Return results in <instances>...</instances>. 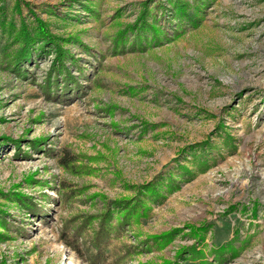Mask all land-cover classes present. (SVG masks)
<instances>
[{"label":"rangeland","instance_id":"rangeland-1","mask_svg":"<svg viewBox=\"0 0 264 264\" xmlns=\"http://www.w3.org/2000/svg\"><path fill=\"white\" fill-rule=\"evenodd\" d=\"M34 13L61 71L49 46L8 65ZM170 173L178 190L99 242L110 201ZM0 210V264H160L194 244L180 264H200L223 243L238 256L214 264H264V0H0ZM187 225L211 228L198 243Z\"/></svg>","mask_w":264,"mask_h":264},{"label":"trees","instance_id":"trees-1","mask_svg":"<svg viewBox=\"0 0 264 264\" xmlns=\"http://www.w3.org/2000/svg\"><path fill=\"white\" fill-rule=\"evenodd\" d=\"M177 8L180 12H184L186 9L184 5H177ZM34 19L36 21L35 28L30 29L28 27H22L20 30H12L11 33L13 36V40L19 45V48L12 50V52L8 56L10 58L8 61L9 67L12 68V71H16L19 74H22L21 66L25 62L31 60V55L33 54V52L36 50H39L41 52L45 50L47 46H49V51H52V53L56 56L51 65L50 71H55L57 69L61 71L58 65H63L64 61L69 58L68 55H66L68 51L61 45L58 36L54 35L51 32L50 28L47 26L46 21L37 16L36 13H34ZM158 31H160V29L154 27L153 32L157 34ZM62 68H65V66ZM77 160H79L77 157H75L74 159L64 158L63 164L64 166L69 167L72 164L74 165V162H76ZM200 161L201 165H206L207 161L204 162L201 159ZM183 168L185 169L186 167ZM188 172L190 171L186 169V171H183L181 175L184 176L185 174H188ZM179 181V179L174 180L173 174L170 173L169 176H167L166 178L164 177L163 180L157 179L149 181L146 184L139 185L137 188V194L134 195V197H123L110 201V206H108L105 212L102 214L103 224L99 233L97 234L100 238L99 242H106V239L110 236V234H112L113 230L112 226L109 225V222L111 221L113 216H120L119 225L121 227L130 224L133 218L137 221H140L143 218L149 217V212L151 211L153 205L152 203L163 202V199L166 197L168 192L173 193L174 191L178 190V188L181 187ZM18 195V198L21 200L26 197L21 193H18ZM22 202L29 206V203L24 201ZM29 207L31 208V205ZM0 211L2 212V210ZM5 224L6 223L4 219L2 224H0V227H3ZM187 227L191 228V231L193 235H195L196 240L199 239L198 243H201L205 239L208 230L211 228V226L209 225H200L193 227L191 225H187ZM179 230L172 229L169 231H165L160 235H154L153 238L156 239L157 242L160 243V246L163 248L174 239ZM4 234L5 233L0 232V237L4 238ZM95 244L98 248H100L101 245H99L97 241ZM187 249H193V252H199L201 250L196 244L192 245L191 248L183 247L182 249H180V251L177 252L176 259H165L160 264H180V259L183 258V255ZM212 251L214 255L213 260L203 258L200 264H214V262L223 263V261L227 257V251H231L232 255L238 256L239 249L236 248L233 243H223V245L214 247Z\"/></svg>","mask_w":264,"mask_h":264}]
</instances>
